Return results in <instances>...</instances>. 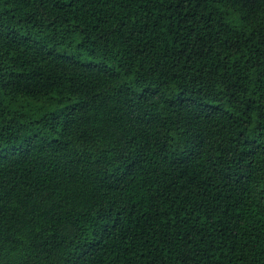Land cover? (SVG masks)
I'll list each match as a JSON object with an SVG mask.
<instances>
[{
    "label": "trees",
    "instance_id": "16d2710c",
    "mask_svg": "<svg viewBox=\"0 0 264 264\" xmlns=\"http://www.w3.org/2000/svg\"><path fill=\"white\" fill-rule=\"evenodd\" d=\"M0 264H264V0H0Z\"/></svg>",
    "mask_w": 264,
    "mask_h": 264
}]
</instances>
